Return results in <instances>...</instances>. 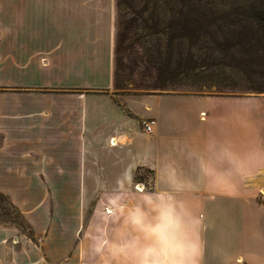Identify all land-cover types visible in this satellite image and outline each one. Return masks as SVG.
Masks as SVG:
<instances>
[{"label":"crops","instance_id":"0c3cea01","mask_svg":"<svg viewBox=\"0 0 264 264\" xmlns=\"http://www.w3.org/2000/svg\"><path fill=\"white\" fill-rule=\"evenodd\" d=\"M21 2L0 0V68L30 89L0 93V179L91 182L98 219L86 239L99 264H264L263 97L154 94L138 115L130 94L111 90L115 0H68L67 28L42 34L18 28ZM57 33V49L47 46ZM58 50L86 58L85 81L56 70L69 64ZM52 85L86 90L33 91ZM49 143L62 154L42 156ZM139 169L150 179L135 178Z\"/></svg>","mask_w":264,"mask_h":264},{"label":"rangeland","instance_id":"374dc122","mask_svg":"<svg viewBox=\"0 0 264 264\" xmlns=\"http://www.w3.org/2000/svg\"><path fill=\"white\" fill-rule=\"evenodd\" d=\"M67 1L24 0L21 2L18 28L41 34L51 28H67L61 22L69 12ZM259 4L263 8L254 11L253 7ZM192 5L201 6L215 19L224 20L223 26L227 20L231 21L228 25L231 30L199 31L192 37L174 34L180 24L178 19H183L182 16ZM255 17L264 18V0H115L114 26L121 36L116 46L117 84L112 85L111 90L120 95L130 94L126 102L138 115L150 114L147 106L152 105L156 98L152 96L154 94L234 92L240 96H261L264 100V92L245 90L246 73L227 65L230 62L227 57L229 53L233 52L239 57L241 54L237 53V47L249 44L251 37L257 38L264 32L253 23L254 28L248 32L251 36L244 38L239 33L237 24L244 18L253 22ZM151 18H155L153 30L145 28L141 20L151 22ZM51 35L46 45L56 47L62 41V36L59 33ZM224 48L229 50L228 53ZM57 55L68 56L69 60V64L56 67L59 73L64 70L80 72L83 74L82 80H86V58L80 61L79 55L74 57L76 54L59 50ZM204 64V70L197 67L189 69ZM100 72L101 82L106 80V76L103 75L104 70ZM217 72L221 77L225 76L228 84L236 82L239 89L212 85L210 80ZM158 73L163 75V80L158 78ZM253 75L250 73V76ZM19 81L22 79L12 70L0 68V93L30 90L29 86ZM33 89L39 92L82 93L86 87L52 85ZM135 119L132 117L123 125L134 129L137 124ZM138 138L140 142L142 139ZM42 151V156L46 157L62 154L50 143ZM27 158L30 162L35 161L34 157ZM70 159L78 165L77 155H71ZM138 177L149 180L150 174L148 170L139 169L135 175V178ZM90 183L0 179V264H99L97 243L86 239V224L98 219V214L92 209L98 205L99 198L86 197V184Z\"/></svg>","mask_w":264,"mask_h":264},{"label":"trees","instance_id":"16d2710c","mask_svg":"<svg viewBox=\"0 0 264 264\" xmlns=\"http://www.w3.org/2000/svg\"><path fill=\"white\" fill-rule=\"evenodd\" d=\"M256 7H253L254 11H258V10H261L260 8H263L261 4H259ZM137 14H139L140 16L139 12ZM182 17L183 19H178L180 24L177 25L178 30L174 32V34L179 33L180 36L185 34L188 37H192V35L196 34V32L206 31V30L213 31L214 29L219 30V31L231 30V28L228 27V25L231 24V21L227 20L225 26H223L224 22L222 21L224 20L215 19L214 17H211L209 15V11H203L201 9V6H198V5L190 6V8L186 10L185 14ZM141 20H142V23L145 24V28H150L152 30L154 29L155 25H152V24L153 23L155 24V18H151V22L150 20L149 21H146L143 19ZM251 20L252 19L244 18L237 24L239 33L244 38H248L249 36H251L250 33L248 34V32L250 28H254V26H252L253 23L255 24L257 28L262 29L264 31V18L263 17H255V19H253L254 20L253 22H250ZM120 36L121 35L119 34V32L115 31V45H114L115 48H114V55H113V73H112V85L113 86H116L117 84L115 82L116 46H117V43H119ZM224 49L228 53L229 50L227 48H224ZM236 51L237 53L241 55H239V57H236L235 55H233V52L229 53L228 55L230 56H227V57L230 60V62H228L227 65L239 69L240 71H242L243 74L246 73L245 90L264 92V32L261 33V36L257 38L252 39L251 37V42L249 44L243 45L240 48L237 47ZM243 66H247V67H243ZM251 66H253V68ZM196 67L204 70L206 66L205 64L198 65V66L195 65V67L191 66L189 69L194 70ZM253 70H256V72H254ZM247 71L249 72L247 73ZM184 73H187V71L184 70ZM250 73H253L255 75L250 76ZM158 78H160V80H163V75H161V73H158ZM162 83H166V82L162 81ZM210 83H212V85H218V87L230 88L233 90L239 89L237 87L236 82H233L235 84H232V85L228 84V82L225 81V76L221 77L218 72L212 76ZM113 93L118 94L114 91ZM218 94L238 95L234 92H221Z\"/></svg>","mask_w":264,"mask_h":264},{"label":"built area","instance_id":"2783aa9c","mask_svg":"<svg viewBox=\"0 0 264 264\" xmlns=\"http://www.w3.org/2000/svg\"><path fill=\"white\" fill-rule=\"evenodd\" d=\"M141 128L146 133H152L154 128V120L153 119H142L140 121Z\"/></svg>","mask_w":264,"mask_h":264},{"label":"clouds","instance_id":"9594fccd","mask_svg":"<svg viewBox=\"0 0 264 264\" xmlns=\"http://www.w3.org/2000/svg\"><path fill=\"white\" fill-rule=\"evenodd\" d=\"M176 264H183V259L182 258L177 259Z\"/></svg>","mask_w":264,"mask_h":264}]
</instances>
